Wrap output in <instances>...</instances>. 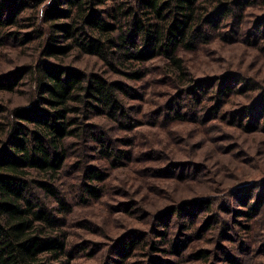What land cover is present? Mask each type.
Listing matches in <instances>:
<instances>
[{
  "label": "trees",
  "instance_id": "1",
  "mask_svg": "<svg viewBox=\"0 0 264 264\" xmlns=\"http://www.w3.org/2000/svg\"><path fill=\"white\" fill-rule=\"evenodd\" d=\"M249 8L259 13L247 27ZM7 39L25 45L21 56L34 52L0 73V264H76L84 257L107 264L120 238L142 230L125 225L106 245L74 231L98 228L93 215L77 214L94 205L110 217L143 213L168 221L147 255L162 254L163 264L188 255L208 261L211 235L217 246L236 225L247 233L231 241L253 253L257 241L264 247V185L256 194L243 178L226 182L241 168L261 166L243 145L226 142L237 130L264 140V83L256 71L231 67L234 61L203 58L219 41L246 42L264 65V0H0V46ZM7 94L21 100L6 103ZM200 149L208 152L204 161ZM215 155L231 164L215 168L208 162ZM234 191L243 193L236 201L242 209L231 207ZM220 197L222 211L246 222L217 210ZM115 204L128 207L113 211ZM186 208H198L179 226L190 231L188 242L168 237L172 218ZM149 239L124 241L130 252L123 259Z\"/></svg>",
  "mask_w": 264,
  "mask_h": 264
},
{
  "label": "rangeland",
  "instance_id": "2",
  "mask_svg": "<svg viewBox=\"0 0 264 264\" xmlns=\"http://www.w3.org/2000/svg\"><path fill=\"white\" fill-rule=\"evenodd\" d=\"M6 9L4 8L3 13L5 16L6 14ZM250 14H249V22H247V27L251 26V21L254 19L255 13H259L258 8H249ZM226 28H224L225 31ZM244 39V36L241 38ZM218 40L216 39L214 43H216ZM246 42H221L217 44L214 48L207 49V53L204 54L203 58L205 57L207 59V62L210 64H220L223 65L225 62L231 60L234 61L235 65L231 66L233 68H236L237 66L242 67L243 69H246L249 71L250 74H253L255 71L257 72L258 77L260 80H262V83H264V65L257 61L254 60L253 56H250V54L247 53V50L244 48L246 47ZM25 48V45H20L16 44L14 40H6L5 44L3 46H0V73L2 72H11L15 70L18 66H20L22 63L26 62V57L30 58V54L34 52V49H32L31 53L28 55L21 56V49ZM247 48V47H246ZM37 54V53H36ZM238 55V58L236 60V56ZM200 61H204L202 57L197 56L196 57ZM91 64H93V61H90ZM228 65V64H227ZM229 66V65H228ZM151 91V90H150ZM148 97H159L157 93H151L148 95ZM21 100L19 96H13L7 94L5 96V102L6 103H11L14 104ZM148 121L150 120L149 117H147ZM189 127H194L193 124H189L187 128L185 126H182V129L185 131L188 130ZM144 129H152L155 130V128H151L148 125H145L143 127ZM142 128V129H143ZM204 130V127H202ZM238 133V138H231L229 141L233 142H226L227 144H233L234 142L238 143L239 145H243L245 148H247L249 154L251 157H254V164L260 162L259 164L261 165L260 168L256 167L255 169H250V170H244V168H241L239 171L240 173H237L236 177L232 176L227 179V183L230 186L233 185H238L239 182H241L243 179L245 181H249L253 183V189L255 193L261 192V188L263 187L264 183V151H261L264 147V140H263V135L261 134H247L244 132H240L237 130ZM207 135L213 137V134H210L207 132ZM198 137L195 138V142L198 141ZM216 150V144L212 146ZM199 156L198 159L200 161H204L205 157L207 156V151L200 149L198 152ZM234 154L237 153V147L234 148L233 152ZM217 157L211 156V158L208 160L209 164L214 165L218 164L219 162H222L223 164H231L230 160L226 157L218 156ZM231 158L234 160V156H231ZM97 163V161H96ZM234 166V165H233ZM216 168L217 166L214 165ZM189 168H182L183 174H185V171ZM181 169L177 170L180 171ZM120 170H115V173L117 174ZM174 173L175 170H172ZM180 173V172H179ZM189 173V170L188 172ZM123 176V175H121ZM243 178V179H242ZM242 179V180H240ZM247 179V180H246ZM114 183L120 182L119 177L116 176ZM259 183V184H257ZM256 184V185H255ZM240 192V191H239ZM239 192H232L228 195L231 203H234L233 208L236 209H242L243 206L239 205L236 203L238 200V197H242L243 193ZM188 194L192 195V191L187 192ZM226 193V194H225ZM221 196L227 195V191H223L218 193ZM239 194V195H238ZM221 198V197H220ZM121 200L124 201V198L121 197ZM223 199L221 198L218 201V205L216 206V209L222 211L220 207L223 205ZM128 207V206H127ZM126 206L123 207L121 204H115V207L112 208L113 211H118V210H124L127 208ZM78 215H83L85 213H89L94 216L95 222L97 223L96 230L89 232L86 230H83L81 228H74V231L78 233H85L86 237H90L91 239L102 241L104 245L108 243V241H113L114 237H118L121 233H124V226L125 225H130L132 227H140L142 231H135V230H130L131 232L126 233L122 238L119 239V243L116 244L115 248H110L109 249V259H107V264H121L120 262L125 261V264H163L168 258L163 256L162 254H155L150 257H148V253H151L152 246L155 245L156 241H159L161 239L162 235L161 232L165 230V224L168 223V221H162V220H157L155 221L156 215L153 216V218H147L145 214H139L136 215L138 218L135 219H129L126 217H121L123 214L119 212H114L115 216L110 217L109 213L106 212V209L101 206V205H94L88 208H78ZM198 208H186L182 211V214L180 218H177L176 216L172 218V221L170 222V231L172 234H170L168 237H175L176 235H179L178 238H181L182 241L188 242L190 231L186 230L183 231L182 233L180 232V227L185 221H187L188 216L191 217V215H195L196 211ZM222 211L223 215H227L231 217L235 213L232 212H227ZM203 214L204 212H200ZM119 219H116V218ZM239 220H242L246 222L247 218L237 216L236 217ZM228 220V219H227ZM233 220V219H232ZM231 220V221H232ZM152 221L154 224L152 225ZM155 225V227H154ZM152 226V227H151ZM151 227V228H150ZM99 228H102L106 231V235L104 236L101 234V230ZM156 229V230H154ZM150 230V231H149ZM85 231V232H84ZM127 231V230H126ZM155 232L157 234H155ZM246 230L245 229H240L239 225H236L234 230H230L226 232L222 237L221 240L218 239L217 241V246H216V240L214 243V239L217 237L216 235H211V239L213 240L212 243L205 244L207 247L213 251L212 255L209 257V260H198L195 261L190 257V255L186 256L187 259H181L180 264H264V247H261L263 244L260 241H257L255 244V249L254 253L249 249V245L244 243V246H239V242L231 241L230 237H234L235 239H238L241 234L246 235ZM141 234V235H139ZM142 234H148L149 242L146 244L145 247H143V250H138L136 251L131 257L127 259H123L126 255L127 250L122 249L123 245L122 243L126 241L127 239H130L132 237H138L142 238ZM109 237V238H107ZM117 240L115 239L113 243H115ZM112 243V244H113ZM197 246H203V243L201 241H196ZM253 242L250 243L252 245ZM111 244V245H112ZM161 249H163L165 246L161 245ZM108 246L104 247L101 255L104 253V256L107 255V250ZM96 249H94L95 251ZM162 257V258H158ZM102 259H88L87 257L77 259L76 264H96V262H99Z\"/></svg>",
  "mask_w": 264,
  "mask_h": 264
}]
</instances>
